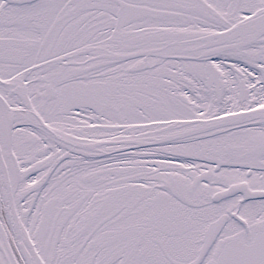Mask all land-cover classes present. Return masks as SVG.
<instances>
[{"label":"snow or ice","instance_id":"1","mask_svg":"<svg viewBox=\"0 0 264 264\" xmlns=\"http://www.w3.org/2000/svg\"><path fill=\"white\" fill-rule=\"evenodd\" d=\"M0 264H264V0H0Z\"/></svg>","mask_w":264,"mask_h":264}]
</instances>
